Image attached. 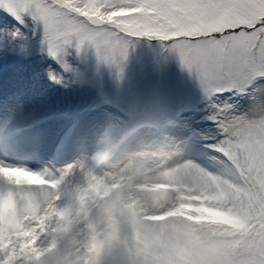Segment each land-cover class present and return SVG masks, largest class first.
Instances as JSON below:
<instances>
[{
    "label": "snow or ice",
    "instance_id": "1",
    "mask_svg": "<svg viewBox=\"0 0 264 264\" xmlns=\"http://www.w3.org/2000/svg\"><path fill=\"white\" fill-rule=\"evenodd\" d=\"M0 8L21 24L27 15L42 25L53 58L75 42L77 51L87 44L99 61L119 66L129 42L146 37L167 42L210 96L250 88L262 111L221 124L222 175L194 168L196 211L212 218L165 220L175 216L172 209L149 217L162 224L146 230L160 236L172 230L150 264H264V0H0ZM21 235L0 233V264H32L37 250Z\"/></svg>",
    "mask_w": 264,
    "mask_h": 264
},
{
    "label": "rangeland",
    "instance_id": "2",
    "mask_svg": "<svg viewBox=\"0 0 264 264\" xmlns=\"http://www.w3.org/2000/svg\"><path fill=\"white\" fill-rule=\"evenodd\" d=\"M23 21L21 24L0 8V62L5 50L10 54L7 67L0 65V76L24 79L26 92L35 100V106H27L16 94L18 113L5 116L7 123L27 122L30 129L59 122L69 132L67 136L75 137L81 120L99 113L106 123L101 137L108 134L117 142L128 138L127 146L119 147L106 165L109 170L119 168L143 144L157 143L163 137L168 153L162 162L169 167L189 165L222 175L221 156L216 151L226 139L221 124L261 114L262 107L259 100L254 102L250 88L208 95L167 42L134 38L119 66L99 61L95 49L87 44L77 51L75 42L53 58L43 42L42 25L34 24L27 15ZM135 129L139 134L131 136ZM174 157H178L175 164ZM57 166L51 158L38 171ZM34 184L37 181H0V205L7 201L9 208L7 214L0 213V233L16 226V200L26 197ZM200 206L181 204L174 208L175 216L165 215L164 219H211L209 211H196ZM151 221L162 224L161 220Z\"/></svg>",
    "mask_w": 264,
    "mask_h": 264
},
{
    "label": "clouds",
    "instance_id": "3",
    "mask_svg": "<svg viewBox=\"0 0 264 264\" xmlns=\"http://www.w3.org/2000/svg\"><path fill=\"white\" fill-rule=\"evenodd\" d=\"M27 128V122L10 125L0 118V139L11 136L19 143ZM139 132L135 129L130 135ZM127 144V137L117 142L105 134L92 155L55 170L33 171L0 160V167L24 170L18 175L39 174L31 177L37 184L27 190L28 195L16 200V226L8 228L37 250L32 264H150L172 230L164 236L149 234V217L181 204L200 205L193 199L201 195L195 169L162 162L168 153L163 137L143 144L119 168L109 170L106 165L112 156ZM164 193L168 199L162 201ZM8 211L5 201L0 213Z\"/></svg>",
    "mask_w": 264,
    "mask_h": 264
},
{
    "label": "bare ground",
    "instance_id": "4",
    "mask_svg": "<svg viewBox=\"0 0 264 264\" xmlns=\"http://www.w3.org/2000/svg\"><path fill=\"white\" fill-rule=\"evenodd\" d=\"M26 86L24 79L14 77L12 74L0 76V118L18 113L15 108L16 94L18 97L20 95L22 102L27 106H35V100L26 92ZM105 124L103 115L99 113L89 115L81 120L78 126L80 129L75 132V137L67 136L69 132L67 129L63 130L64 125L59 122L35 125L34 128L24 132L19 143L14 138L0 139V160L13 166H26L30 170L38 171L41 164L47 163L52 158L55 164L59 165L56 169L65 168L75 163L82 155L90 156L97 150ZM177 160L178 157H174L173 164ZM0 168L10 172L18 170L10 176H5L4 172L0 171V181L31 183L34 181L31 177L38 176L35 172L18 175L17 173L24 170L14 167Z\"/></svg>",
    "mask_w": 264,
    "mask_h": 264
}]
</instances>
